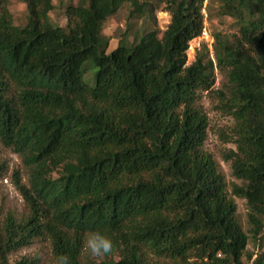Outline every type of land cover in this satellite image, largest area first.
Here are the masks:
<instances>
[{"label": "trees", "instance_id": "1", "mask_svg": "<svg viewBox=\"0 0 264 264\" xmlns=\"http://www.w3.org/2000/svg\"><path fill=\"white\" fill-rule=\"evenodd\" d=\"M24 1L14 24L0 0V142L28 169L16 186L29 214L0 220V264L44 238L55 259L84 264L90 231L113 248L88 264H264V0H79L64 26L54 0ZM206 1L237 30L215 33L216 64L205 46L188 64ZM124 9L128 30L110 51L105 25ZM158 10L171 16L161 35ZM216 67L227 98L213 90ZM204 92L221 94L237 126L225 159L242 184L231 192L205 150ZM234 197L247 201L248 232Z\"/></svg>", "mask_w": 264, "mask_h": 264}, {"label": "rangeland", "instance_id": "2", "mask_svg": "<svg viewBox=\"0 0 264 264\" xmlns=\"http://www.w3.org/2000/svg\"><path fill=\"white\" fill-rule=\"evenodd\" d=\"M79 0H54L55 9L50 13L55 23L66 25L67 20L64 15L65 6L70 2H78ZM205 2V28L200 37L194 39L189 46L187 52L188 64L195 61L198 53L203 52L204 46L208 50L209 56L217 63L214 54V35L221 32L225 35L236 32L237 26L231 18H217L210 16L206 8ZM3 10H7L12 16L14 24H23L26 21L27 8L24 0H2ZM214 10V8H213ZM127 10H121L117 15L108 20L105 25L104 33L110 39V48L113 50L119 42L125 38L127 33ZM171 23V16L164 10L156 12V28L160 35L167 29ZM142 23L139 22V26ZM216 83L213 87L214 91H221L227 98L229 96V78L227 71L216 67ZM198 104L206 115L208 120L207 140L205 150L213 155L219 170L223 173L228 189L231 192L233 184H242L232 172L231 162L225 159V154L229 150L237 149V126L234 119L228 111L223 107L221 94L217 92L202 93ZM0 163L6 165L5 174L0 177V220L7 213H13L17 218L22 219L28 216L29 207L24 197L16 186V182L28 185L29 173L20 154L12 149L4 146L0 142ZM238 205L237 215L243 229L248 232L250 225L248 223V204L244 198L234 197ZM258 246L250 241L248 251L256 252ZM23 258L36 259L37 264H56L53 255L52 245L49 239L44 238L34 241L31 245L12 253L9 256V263L13 264ZM90 259H95L84 251L82 262L88 264ZM156 264H169V261L154 259Z\"/></svg>", "mask_w": 264, "mask_h": 264}, {"label": "clouds", "instance_id": "3", "mask_svg": "<svg viewBox=\"0 0 264 264\" xmlns=\"http://www.w3.org/2000/svg\"><path fill=\"white\" fill-rule=\"evenodd\" d=\"M82 247L89 256L99 258L111 253L113 242L100 231H90L85 236ZM56 264H71V260L66 254H59L56 257Z\"/></svg>", "mask_w": 264, "mask_h": 264}, {"label": "built area", "instance_id": "4", "mask_svg": "<svg viewBox=\"0 0 264 264\" xmlns=\"http://www.w3.org/2000/svg\"><path fill=\"white\" fill-rule=\"evenodd\" d=\"M202 33H204V32H202ZM205 34V33H204Z\"/></svg>", "mask_w": 264, "mask_h": 264}]
</instances>
